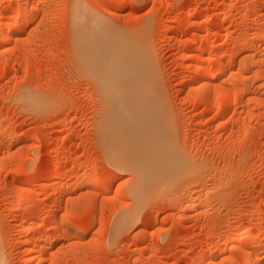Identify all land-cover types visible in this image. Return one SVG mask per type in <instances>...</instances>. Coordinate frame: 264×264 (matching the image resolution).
I'll return each instance as SVG.
<instances>
[{"label":"rangeland","instance_id":"obj_1","mask_svg":"<svg viewBox=\"0 0 264 264\" xmlns=\"http://www.w3.org/2000/svg\"><path fill=\"white\" fill-rule=\"evenodd\" d=\"M13 1L12 10L34 19L12 34L4 45L6 54L0 52V132L7 135L0 140V243L6 263L36 264L23 260L21 245L24 235L33 232L22 219L31 211L25 202L33 188L44 196L35 205V227H46L44 211L55 203L53 215L90 229L81 238L61 231L43 264H187L210 240L227 250L221 255L217 247L211 249L204 264H240L243 257L233 238L247 227L263 239L255 257L262 256L264 264V0ZM4 4L0 0L6 11ZM89 18L102 21L111 37L117 35L132 52L139 51L153 75L170 136L189 161L187 174L172 179L171 188L161 185L167 182H153L144 194L135 193L134 200L131 172L107 160L100 130L110 107L95 74L82 63L84 37L93 35L90 26L82 28ZM5 20L0 16L4 27L15 22ZM210 27L224 33L214 51L224 52L228 69L212 81L233 97L221 118L213 92L203 102L191 87L198 71L189 63L196 65L201 57L184 59L198 34ZM220 122L224 124L218 128ZM81 163L110 179L109 189L88 182L72 191L85 177L84 170L74 171ZM58 170L65 174L60 184L54 183ZM36 177L39 183L31 185ZM48 183V189H57L53 197L44 194ZM67 189L71 200L63 197ZM190 195L196 196L194 209L187 203ZM134 205L135 219L114 232L123 216L118 213ZM187 232L191 239L182 243ZM43 239L48 236L39 238L41 243Z\"/></svg>","mask_w":264,"mask_h":264},{"label":"bare ground","instance_id":"obj_2","mask_svg":"<svg viewBox=\"0 0 264 264\" xmlns=\"http://www.w3.org/2000/svg\"><path fill=\"white\" fill-rule=\"evenodd\" d=\"M3 2H5L4 4L6 6L5 8H7L8 6V8L12 10L11 6H13L12 5V3L14 2L13 0H3ZM7 9L6 11L9 12V10ZM6 11L4 9H0V16L5 15L6 20L8 21L15 20V22L10 23L7 21L8 22V24L6 23L7 27H4L3 22L2 23L0 22V48L2 47L0 52L3 55L6 54L5 49H7L4 47V45L9 43V41L11 40L12 34L17 33L19 31L21 32L23 27L34 19L31 16L23 15L20 9H16V10L13 9L10 13H6ZM196 16H198V13L196 14ZM79 17L81 18V15H79ZM89 19L91 20V18ZM198 21L199 20L195 19L194 24H197ZM89 26L91 27L90 32L93 33V35H86V37H84V41L86 40L85 43L83 41V44H85L84 45L85 51L83 50V52L81 51V53H84L83 55H84L85 61L82 60L83 61L82 63H84V65H87L89 70L93 71V74H95L100 84L101 90L103 91L102 95L103 97H105V100L109 104V107H110L109 108L110 110L108 109L109 111L104 116V121H102L104 125L102 124L101 128L103 129L100 128L101 136L102 134L104 136L102 137L104 138L103 141L105 140L104 142L105 144L103 142L102 143L105 145L104 149H105L107 160L109 161L110 164H112L117 169L119 170L126 169V171L129 170L131 172V174L133 175L132 176L133 183L130 185L129 193L134 198V200H135V193L138 196L142 195V193L144 194V191L147 189L148 185H150L151 183L153 184V182H157V181H159V183L167 182L166 183L167 185L165 184H161V185L163 187L166 186L167 188L168 187L171 188L170 187L171 184L172 185L174 184L172 182V179L175 180L178 176L180 175L182 176L184 174V171L187 170L189 167V161L183 158L182 156L183 153L181 152L182 153L181 154L179 152L180 148L179 149L176 148L174 141L172 140L170 136V133L168 131L167 121H166L168 118L167 116H165L167 112L165 110L163 99L158 95V93L156 92L154 88V84H152L153 75L150 76L151 73L149 74L146 64L142 62L140 58V54L138 55L139 51L138 53L136 51L135 53L132 52V49H130V47H128L129 48L128 49L125 44L121 43L123 41L120 40V42H118L120 38L117 35L115 36V34L113 35L115 37L112 36L113 37L112 38L111 34L108 33L107 31L108 29L106 28V26L103 24L102 21H99L98 19H94V20L92 19L89 22V24L87 25L85 24L84 26H82V28L87 29ZM222 33L219 32V30L215 28H211V27L209 29L207 28V30H205L204 35L198 34L197 44L191 50L192 52L191 53L185 52L184 54V59L186 60L190 58L201 57L202 60L200 61V63L196 65L189 63L190 67L192 66V68H195L196 72L198 71L197 76L191 82L193 84L191 85V87L196 92L194 95L195 96L197 95L198 98L200 97L201 100L205 98L207 99V96L210 95L209 93L213 92V96H215V98L218 99L217 101L218 103L216 107H217V110H219L220 112L219 117L222 116L223 114L222 113L223 108L229 105L231 98H233L228 95V93L225 91L223 87L219 85V83L214 82V80L212 81L213 75L218 76L220 74H224L228 70L225 68L224 62L222 60L224 57L222 54L224 52L221 51L222 52L221 53L219 52V50L218 52L214 51L215 47H218L221 44V43L219 44L218 42L219 41L218 37L220 34H221L220 36L224 34ZM213 36L215 37V39L212 41L213 42L212 44H209V40ZM115 41H117V43ZM118 43L120 45H118ZM80 45L81 44H79V46ZM3 51L5 52L3 53ZM188 51L190 50H187V52ZM209 62H210V65L208 66ZM243 71H241L240 69V72H243ZM228 72L230 73V70ZM34 98H29V99H31V101H35L36 99ZM205 100H202V101L205 102ZM220 124H224V123L220 122L218 128L220 127ZM4 136H5V132L4 134L0 132V140L3 139ZM5 137H7V135ZM93 167L89 168V165H83L82 163L79 164V166H77L76 168L74 167L75 173L76 172L78 173V171L84 170L82 172L83 173L85 172L84 174L85 177L83 179L81 178V180L78 179L80 180L78 181L79 183L75 185L73 184L74 186L70 188L72 189V191L78 188L79 185L82 186V185L87 184L88 182L93 183L94 185L100 184L101 187L102 186L105 187V185H107L109 189L110 179L107 181L103 180V178H101V176L99 177V174H97L96 172L98 171V169L95 166ZM59 172H57L58 174L55 176V179L53 178L54 183L56 181L58 182V181L63 180L65 177L64 173L62 174L61 172L60 173ZM37 177L34 178L32 182H30L31 185L34 184L35 186L37 185V183H39L38 182L39 179ZM135 178H136V183H135ZM49 184L50 183L46 184L45 189H47V191L44 192V194L49 192V196L53 197L54 193L57 192L56 191L57 189L56 188L48 189L50 188ZM68 191L71 192L70 194H72V191L67 189V191H63V197L68 196L69 194ZM31 193H32L31 194L32 197L29 196V198L31 197L30 199L26 197L23 200V202H25L27 198L29 199V200L27 199L29 203H27V201L25 203L30 205L28 206L31 207V211H29L30 213H28L27 217H24L23 215L22 219L28 221L27 223L30 224V226L29 225L28 226L33 230L34 233L31 230H30L31 232L28 231L29 234L24 235V237L21 240V245L24 247V251H25L23 260L25 262L35 261L36 264H43V262L46 260V257H48L47 256L48 252L54 246L55 242H58L57 239L60 236V234L63 233V231L66 234L70 232L72 237H74L76 233V236L81 238L80 236L86 233L87 226L79 225L73 221H69V219L67 218L68 219L67 220L66 217H64L63 215L61 216L53 215L51 212L58 208L57 207L58 204L54 203L52 204L51 208L44 211L45 212L44 217L42 216L43 223L42 222L41 223L42 225H46V227H42L38 229L37 227H35V225H36V221L39 216V213H38V210L35 208V205L38 202H40V200L42 199L43 193L42 194L36 193L33 188H31ZM71 198L69 197L70 200ZM186 198H187V203L191 209H194L195 207H197L196 196L190 195ZM60 201L61 200H59V202ZM77 203H79V201ZM20 204L22 203L19 202V205ZM72 204L74 206H77L74 203ZM70 208L69 210L67 209L68 212L70 211ZM73 208L76 209V207H73ZM127 211L126 213H124L125 211H121L118 213L119 215L121 216L123 215V216L119 220L117 219L116 223L113 222L115 223L114 228L112 229L114 230V232L121 229L127 223L131 224L132 223L131 221L135 219V205L132 207V209H130L128 212ZM122 212L123 214H120ZM192 215L193 213L187 214V218L188 219L192 218ZM23 220L21 222H23ZM51 223L52 224L54 223L52 227H50L51 225L49 226V224ZM25 226L23 227L26 228ZM47 226L50 228H47ZM127 226L129 225H126V227ZM89 230L87 228V232ZM19 233H21V230L19 231ZM30 233L34 235L32 236ZM73 233L74 235H72ZM43 236H46V237L48 236V239L47 240L43 239V241L44 240L45 241L41 243L40 240L42 239L39 240V238ZM67 236L68 235H66V238ZM262 236L264 235L262 234ZM66 238L64 237V240ZM232 238L233 237L231 236V239ZM190 239H191V236L187 232L185 237L182 239L183 240L182 243L188 242ZM233 239H234L233 241H235L234 243L237 244V252L242 254V257H243L240 264H251L252 262L253 263L255 262L254 264L262 263V262L260 263V261L262 260V256H260L261 258L260 257L256 258L255 251H257L256 247L257 245H261L260 243H261V240L263 239L260 240V237L258 235L253 234V232L248 227L244 230L242 229V231L239 230V232L235 234ZM228 240H226L227 243H228ZM246 241H248L247 243H250L248 246H244L243 244H240ZM206 243H207L206 248L203 249V251L199 254V256L194 261L188 262L187 264H204V262L208 259V257H210L209 251L215 247L219 249V253L221 255L225 254L227 250L226 248L221 246L222 244L218 245L217 242L210 240V242H206ZM54 254H55V257L57 258L56 253ZM234 258L235 257H233L231 260L234 261ZM0 264H7L5 261V256L3 254V248H2L1 243H0Z\"/></svg>","mask_w":264,"mask_h":264}]
</instances>
